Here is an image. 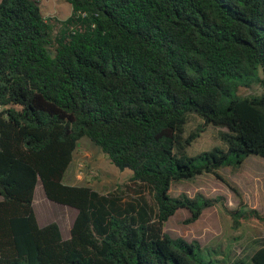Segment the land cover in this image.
<instances>
[{
	"label": "trees",
	"instance_id": "obj_1",
	"mask_svg": "<svg viewBox=\"0 0 264 264\" xmlns=\"http://www.w3.org/2000/svg\"><path fill=\"white\" fill-rule=\"evenodd\" d=\"M66 19L38 0L0 1V264H243L222 249L171 238L216 207L232 227H264L220 171L264 160V0H65ZM218 132L226 150L197 156L188 116ZM131 172L109 192L63 182L80 139ZM212 174L240 199L171 195ZM74 209L67 238L39 225L33 202ZM145 189L150 197L141 193ZM256 243V242H255ZM248 264H264V241Z\"/></svg>",
	"mask_w": 264,
	"mask_h": 264
},
{
	"label": "rangeland",
	"instance_id": "obj_2",
	"mask_svg": "<svg viewBox=\"0 0 264 264\" xmlns=\"http://www.w3.org/2000/svg\"><path fill=\"white\" fill-rule=\"evenodd\" d=\"M1 1V0H0ZM44 17L66 19L71 14V7L65 0H38ZM264 91L261 85L253 86L247 93L261 94ZM197 129H202L199 136L187 147V155L197 156L217 147L226 150V145L219 139L218 132L225 128L213 126L203 127V120L190 114L184 126V135L187 136ZM227 180L237 186L244 205L264 214V160L258 157L246 159L242 169L238 172L222 169L220 171ZM131 172L120 171L110 163L102 151L87 138L78 141L63 182L67 185L89 186L99 192H109L118 185L129 184ZM146 199L150 197L145 189L141 191ZM201 194L206 198L223 196L230 209L240 206V199L220 180L212 174L204 173L189 183L173 185L171 195L181 194L194 197ZM41 197V198H40ZM35 215L39 225L55 222L59 225L63 238H67L76 211L66 206L54 204L46 200L40 182L36 185L35 201L33 202ZM188 217L186 210H178L163 226V232L171 238H182L188 242L196 241L202 247H216L222 249L220 254H211L213 257H225L249 263L251 255L260 247L257 242L264 241V227L246 225L232 227L216 207L205 209L200 218L191 224H186ZM256 242V243H255Z\"/></svg>",
	"mask_w": 264,
	"mask_h": 264
},
{
	"label": "crops",
	"instance_id": "obj_3",
	"mask_svg": "<svg viewBox=\"0 0 264 264\" xmlns=\"http://www.w3.org/2000/svg\"><path fill=\"white\" fill-rule=\"evenodd\" d=\"M35 190H36V188H35ZM44 194V193H43ZM41 198V197H40ZM34 201H35V192H34Z\"/></svg>",
	"mask_w": 264,
	"mask_h": 264
}]
</instances>
